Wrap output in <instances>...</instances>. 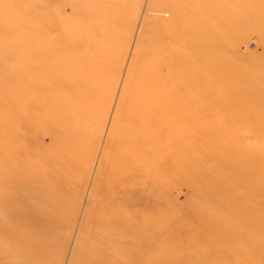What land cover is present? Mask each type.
Segmentation results:
<instances>
[{
    "label": "rangeland",
    "instance_id": "obj_1",
    "mask_svg": "<svg viewBox=\"0 0 264 264\" xmlns=\"http://www.w3.org/2000/svg\"><path fill=\"white\" fill-rule=\"evenodd\" d=\"M38 101L47 111L28 126L32 152L74 165L58 226L16 254L36 264L119 257L93 253L104 235L90 234L93 219L116 225L149 174L151 234L119 235L123 259L263 264L264 0H0V129ZM7 142L0 133L4 155ZM19 203L10 225L41 231Z\"/></svg>",
    "mask_w": 264,
    "mask_h": 264
},
{
    "label": "bare ground",
    "instance_id": "obj_2",
    "mask_svg": "<svg viewBox=\"0 0 264 264\" xmlns=\"http://www.w3.org/2000/svg\"><path fill=\"white\" fill-rule=\"evenodd\" d=\"M14 101L12 100V103H9V110L11 109V111H13V108L15 107V111L22 112L20 111V109H22L21 106H19L18 109V107L16 106L17 102ZM40 102L38 101L37 103H35L39 105ZM40 105V107L32 105V109H28L32 112L23 110L25 121H22L20 119H10V121L6 123V128L3 127V129H0V133L4 135L6 134V136L8 137V148L7 150H4L6 154L4 155L3 152L0 151V189L1 186L6 182H16V184L14 183V186L16 188L15 190L10 191L11 188L9 187V185H5L8 189L4 191L3 195H1L0 193V264L37 263V258L36 260L30 255L27 258H24L23 256L16 253L21 250L22 241H25L26 246L28 247V244L39 242L38 238L40 235L44 234V232L47 233L48 230H54L58 226V222L60 221V217L62 214L63 202L65 201V199H63L65 197H63L64 195L62 196L61 192H66L65 189L67 188V184L70 183V180L67 181V176L69 175V170L67 171V169L70 165H72V162H63V155L61 154V152H58V154L60 153L59 156L42 154L40 157H37L36 154L32 152V149L30 147L32 142H30V139H32L31 136L33 132L31 128L34 124L33 121L35 120L34 112L37 111L39 113H46L44 111H47L45 107L46 105H42L41 103ZM27 119H29L30 123L27 121ZM158 124L160 123L158 122ZM29 125H31V128L28 127ZM63 141V139L60 140L59 146L57 144V146L54 147L59 148L62 145ZM19 142L21 144H19ZM138 151H140V149ZM143 152L144 151L141 150V154L145 156V153L147 152ZM19 160L23 161L25 164V175H27L28 177L25 183L19 182V180H15L19 179L21 176V169L18 167ZM4 161H7V165L5 166ZM6 166L7 168L5 169ZM14 167L15 171L12 170ZM69 169L72 168L69 167ZM66 174L68 175L66 176ZM140 174V172H128L124 174L123 178L127 180H136L137 178H140ZM33 177H36L37 180L33 181L30 179ZM146 177H148V179ZM139 180H142L140 183L141 188L137 198L138 202L135 205L139 206L140 208L143 206V212H141L139 208L134 207L135 205L131 208L121 210L122 212H119L118 214V221L116 220V225H112L108 221H103L100 223L95 217L93 219L90 234L98 237L99 232L104 233L101 239L98 237L99 240H97L98 242H96L99 244V246L94 250L93 253L112 257L117 251L121 252V255L119 254V257L115 256V258L111 261L109 260V262L100 261L99 264H138L130 261V253L127 256L128 259H123L122 257V255L125 257V254L123 252H127L128 250H130L129 244L126 247L127 249H125V251H122L123 249L115 245V243L119 235L125 232H127V234L133 235V233L135 232L134 230L139 227H143L146 230L148 236L151 234V227L147 226L146 224L149 223L153 208L150 204H152V202H154L156 198L157 192H155L154 183L156 178H153L148 174L143 177V179L141 178ZM146 181H148V185ZM132 183L133 182H131V184ZM136 184L137 183H134L133 187ZM22 188L23 192H21ZM22 196L26 204L24 219L27 222H34L36 224L39 223L40 225H42L44 228L41 229V231H38V228L36 230L34 229L37 225L27 226L24 228L14 227L10 225L9 221L11 218L7 215L9 214V212L19 211L21 206L19 203V199ZM184 214L186 218L187 214L183 212V215ZM189 216H192V214ZM16 218L19 219V216ZM181 219L179 218V221ZM186 219H184L185 223L187 220H189ZM190 219H193V217ZM181 223L183 224L184 221ZM194 224L195 222L193 223V225ZM189 226L190 224L186 228H189ZM196 243H198V241H196ZM12 251L14 252L13 254L11 253Z\"/></svg>",
    "mask_w": 264,
    "mask_h": 264
}]
</instances>
